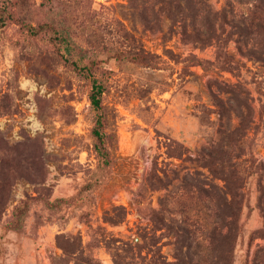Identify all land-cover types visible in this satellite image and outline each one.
<instances>
[{
	"label": "rangeland",
	"instance_id": "1",
	"mask_svg": "<svg viewBox=\"0 0 264 264\" xmlns=\"http://www.w3.org/2000/svg\"><path fill=\"white\" fill-rule=\"evenodd\" d=\"M150 1L0 0V264H264V0Z\"/></svg>",
	"mask_w": 264,
	"mask_h": 264
},
{
	"label": "trees",
	"instance_id": "2",
	"mask_svg": "<svg viewBox=\"0 0 264 264\" xmlns=\"http://www.w3.org/2000/svg\"><path fill=\"white\" fill-rule=\"evenodd\" d=\"M179 1H181V0H153L152 3L150 1V3H151L150 9L153 10V6L157 5L158 11L165 12L167 16H170V15H172L171 12H170L172 7L176 3L180 4ZM176 6L180 10H182L181 6H179V5H176ZM155 18L157 19V15H156ZM184 32H185V28H184ZM132 57L135 60H140L141 54L140 53H136V54H133ZM102 92H103V87L100 84L97 83L96 79H94L92 81V90H91V93H90V96H89L90 103H91V105L93 106L94 109H99L100 108V97H101ZM95 135L98 136V137L100 136L99 133L96 132V131H95Z\"/></svg>",
	"mask_w": 264,
	"mask_h": 264
}]
</instances>
